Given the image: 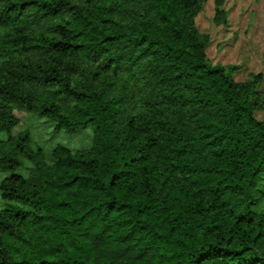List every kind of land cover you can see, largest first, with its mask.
<instances>
[{
	"label": "trees",
	"instance_id": "trees-1",
	"mask_svg": "<svg viewBox=\"0 0 264 264\" xmlns=\"http://www.w3.org/2000/svg\"><path fill=\"white\" fill-rule=\"evenodd\" d=\"M206 2L0 0V264H264V75L209 59Z\"/></svg>",
	"mask_w": 264,
	"mask_h": 264
},
{
	"label": "rangeland",
	"instance_id": "rangeland-1",
	"mask_svg": "<svg viewBox=\"0 0 264 264\" xmlns=\"http://www.w3.org/2000/svg\"><path fill=\"white\" fill-rule=\"evenodd\" d=\"M225 7L229 19L226 26L214 22V0H207L204 10L197 17L200 31L211 35V43L207 48L209 59L213 64L238 65L239 69L235 73L237 81L247 80L254 73L264 75V0H227ZM17 114L21 125L16 131L29 129L32 144L42 147L49 158L54 147L59 144L76 150L88 148L92 143V126L70 133L64 129L57 130L56 123L49 117L31 115L26 111ZM1 137L3 134L0 133ZM19 171L27 173L25 169ZM7 174L0 173V179ZM4 205L0 194V210Z\"/></svg>",
	"mask_w": 264,
	"mask_h": 264
}]
</instances>
